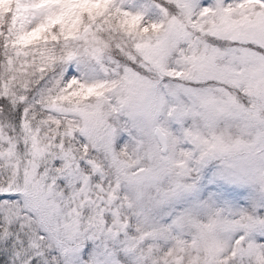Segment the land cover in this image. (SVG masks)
Returning a JSON list of instances; mask_svg holds the SVG:
<instances>
[{
  "label": "snow or ice",
  "instance_id": "1",
  "mask_svg": "<svg viewBox=\"0 0 264 264\" xmlns=\"http://www.w3.org/2000/svg\"><path fill=\"white\" fill-rule=\"evenodd\" d=\"M0 264H264V0H0Z\"/></svg>",
  "mask_w": 264,
  "mask_h": 264
}]
</instances>
